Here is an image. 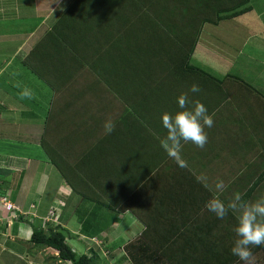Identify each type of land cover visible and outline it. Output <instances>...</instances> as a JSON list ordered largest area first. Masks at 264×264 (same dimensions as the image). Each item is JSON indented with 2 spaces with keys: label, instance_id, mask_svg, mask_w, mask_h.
<instances>
[{
  "label": "crops",
  "instance_id": "1",
  "mask_svg": "<svg viewBox=\"0 0 264 264\" xmlns=\"http://www.w3.org/2000/svg\"><path fill=\"white\" fill-rule=\"evenodd\" d=\"M17 1L21 5L15 9V16L12 18L16 22L27 23L34 27H26V33H20L19 36L0 34V95L6 96L4 102L3 99L0 100V184L3 192H7L21 215L17 221L9 220L8 229L0 230V264H21L19 262L21 255L29 258V262L34 261L35 264H40V260L47 264L48 259L52 260L48 261V264L64 262L71 264L69 261H61L54 249L38 247L31 243L29 239L34 227L42 228L43 231L45 228L59 230L76 253L93 255L95 261L105 259L107 264H241L239 259L231 254L236 238L235 214L230 212L225 219L221 220L214 213L209 212L205 205L213 197H219L225 202L235 193H241L244 197L252 184L253 189L247 199L255 200L264 196V175L262 174L264 169V95L254 87L252 81L248 82L233 74L237 77V82H230L227 76L231 74L227 73V70L222 73L213 72L215 67H222L221 63H227V61L222 60L221 55L219 61L204 58L205 50L198 56L197 46L205 43V41L202 42L203 38L199 37L190 63L220 81L223 80L225 85H213L201 75H193L189 78L190 81L185 78L184 87L179 86V80L173 81L174 105L169 111L164 112L174 114L179 111L177 97L187 91L193 83L199 84L201 92L195 94L193 99L206 105L209 114L213 115L214 126L205 129L208 142L203 149L192 143L183 145L182 151L199 156L196 163L191 162L193 170L188 168L189 178L185 180L186 177L179 174L180 168L177 164H165L160 168L162 176H173L175 179L157 178L144 183L142 182L144 178L137 179L144 176V166L139 159H128L126 155H122L119 163L122 162L123 168H127L126 173L130 171L122 182L115 174L116 170L113 171L111 162L102 164L103 170L100 171V179H97V165L95 161H91L90 167L86 168L89 176L92 177L91 189L82 188L83 192L90 196L89 199H85L81 193H75L72 190L67 182L68 179L61 175L59 169L39 145L40 124L38 125L37 121H43V113L48 111L52 98L45 102L44 107L38 104L34 96L22 99V91L19 95L14 93L15 95L7 98V94L18 87L21 90L23 88V91L28 90L27 86H23L16 77L15 70H10L12 73L7 72L11 61L17 60L18 65L27 67L22 63L24 57L45 34V30L59 17L60 12L56 15L53 12L68 0ZM249 6L250 10L247 12L251 11L250 14L253 17H246L250 22L246 26L239 22V19H243L240 15L244 13L225 19L226 22L224 19L219 22L229 27L231 20L233 22L237 20L239 25L246 29L241 30L243 37L248 39L252 35L259 37L255 53H264V28L254 25L253 19L256 18L258 21L260 13H256L252 5ZM1 12L4 15H0V20L5 25L8 22L6 17L9 15L4 12V9ZM207 24L211 23H205L203 27L206 28ZM259 40L263 42L262 45ZM206 48L212 52L209 43ZM247 57L253 58V56ZM203 63L210 70L205 69ZM16 67L18 71L21 68ZM5 74H8L9 78H5ZM244 105L247 107L244 108ZM28 108L34 110L28 111ZM28 115L32 126L28 123ZM159 116H157V122L161 125V130L166 132ZM146 124L148 126V123ZM147 126L139 124L137 129L149 132ZM75 130L78 131V129ZM152 131L155 136L152 139L154 141L158 134L150 129V132ZM62 132L57 133L62 135L61 138L66 131ZM16 136L19 138L15 139ZM73 136L75 135L72 133L71 137ZM95 137L94 132L91 138ZM160 140L159 143L155 141L156 145H161ZM93 146V144L86 146V150ZM146 148L143 150L145 155L148 150ZM157 148L161 149L158 146ZM74 160L73 158L69 160L73 163L69 164L68 168L78 172L74 166ZM198 170L200 179L196 180L193 177ZM130 176L135 179L132 180ZM204 176L208 178L207 187L203 182ZM217 178L225 182L226 189L223 193L212 190ZM86 185L88 184L83 187L87 188ZM179 198L181 201L178 202L176 199ZM84 199L89 201L86 205L89 211L97 207V210H106L109 211L108 214H113L109 216L114 218L112 229L108 227L101 236L95 234L96 231H83L89 222L83 224L85 216L78 215L74 207L80 200L83 203ZM120 206L126 209L120 211ZM96 237L105 242L104 246L108 253L107 255L103 253L105 257L98 254L99 245ZM32 248L34 251L30 253ZM37 248L40 250L38 251ZM46 249L50 251L49 258H41V254H44L43 250ZM252 250L254 264H264V245L254 247Z\"/></svg>",
  "mask_w": 264,
  "mask_h": 264
},
{
  "label": "trees",
  "instance_id": "2",
  "mask_svg": "<svg viewBox=\"0 0 264 264\" xmlns=\"http://www.w3.org/2000/svg\"><path fill=\"white\" fill-rule=\"evenodd\" d=\"M247 2L69 0L61 4L59 17L45 30L22 63L52 87L53 98L39 141L75 193L89 199L83 189H91L92 177L86 169L91 161L97 165V179H100L102 164L111 162L122 182L130 173H126L122 162L119 163L122 155L139 159L144 166V176L137 179L144 178V183L157 178L175 179L162 176L160 170L161 166L176 162L155 143L166 135L157 116L174 105L173 81L179 80V86L184 87L185 78L190 81L193 75H201L213 85H225L223 80L192 65L191 55L205 23L216 24L245 13L250 10ZM33 57L34 62L29 60ZM227 77L237 80L233 75ZM108 117L114 119L116 127L110 135H105L103 124ZM139 124L149 127V132L139 131ZM150 129L159 136L154 141V132ZM59 131H66L63 138L57 135ZM94 132L96 137L91 138ZM72 133L76 137H71ZM90 144L94 146L86 150ZM145 147L147 155L143 153ZM181 154L188 167L177 166L179 174L187 180L188 168L193 170L191 162L196 163L199 156L186 151ZM71 158L75 159L78 172L68 168L73 163L69 162ZM198 175L199 170L193 178L200 179ZM85 184L87 188L83 187ZM252 189L253 184L245 192V200ZM176 200L179 202L181 198ZM125 209L120 206V211ZM2 228L8 229L4 226L0 230ZM29 241L38 247L54 249L60 260L71 264L95 263L93 255L76 253L59 230L49 229L46 233L34 227Z\"/></svg>",
  "mask_w": 264,
  "mask_h": 264
},
{
  "label": "rangeland",
  "instance_id": "3",
  "mask_svg": "<svg viewBox=\"0 0 264 264\" xmlns=\"http://www.w3.org/2000/svg\"><path fill=\"white\" fill-rule=\"evenodd\" d=\"M34 1H37V0H32V2H34ZM38 2H39V0H38ZM70 2H71V0H70ZM66 3H69V0ZM20 5H21V3L18 2L17 0H0V7H2L1 10L4 9V12L10 16V17L9 16L6 17V21H8V22H6L5 25H3L2 24L3 21L0 20V34L19 36L20 33H26V30H25L26 27L27 28L34 27L33 25H29L27 23L24 24V23H19L18 21L16 22V20L12 18L15 16V12H16L15 9H18L20 7ZM247 5H252L254 10L256 11V13H260L258 21L256 20V18H253L255 20L254 25H256V26L259 25V28H261V29L264 28V0H248ZM14 6H17V7L14 8ZM1 10H0V12H1ZM19 12H20V10H19ZM59 12H61V7H59L57 9V11L53 12V13H54V15H56ZM250 13H251V11L240 15L241 18H243V19H239V22L241 25L246 26L247 23H250L248 21V19L246 18L247 16L253 17V15ZM0 15H4V14L1 12ZM226 21L227 20H225L224 22H226ZM231 22L232 23H230L229 27L226 26L223 22H221V24H220V22L217 24H207L208 26H206V28L202 27L200 37L203 38L202 42L205 41V43L201 44V45L199 44L197 46L196 54L199 56L200 53L203 50H205L204 51L205 56H203V57L204 58L208 57L211 60L217 59L215 61H219V58H220L219 56L221 55L222 60H226L227 63H221L222 67H218V68L215 67L213 69V72L222 73L225 70H227V73H229L231 75L234 74L236 76L244 78L248 82L252 81L254 87L256 89H258L264 95V63H262V62H264V53L263 52L255 53L256 52L255 48H257L256 42L259 39V37H257L256 35H252L251 37H249V39L246 37H243V33H241L242 32L241 30H246V29L242 28V26L239 25L237 20H235V22H233L231 20ZM261 23H263V24H261ZM251 24H253V22ZM245 36H247V34H245ZM259 41H260V45H262L263 42L261 40H259ZM207 43H209V45L212 47V52H210V49L206 48ZM262 48H259V49H262ZM247 56H251V57L253 56V58H250ZM255 56H256V58H254ZM29 60L34 62V57H33V59L31 58ZM17 63H18L17 60L11 61V64L8 67L7 72L12 73V71H10V70H15L16 71L15 74H17L16 77H18V80L20 81V83L23 86L26 85L28 88V91L31 92L32 96L37 98L36 101H38V104L40 106L43 105V107H44L45 102L49 98H53L52 87L48 83H45L39 77L34 75V73H31V70H29L27 67H21V65H18ZM203 64H204L203 67H206L205 63H203ZM210 64L212 65V63H210ZM16 66L21 67V68H19V71L17 70ZM205 69H207V67ZM207 70H210V69H207ZM4 77L9 78L8 74H5ZM228 80L230 82H233L234 79H228ZM15 90H16V92H15ZM15 90H12L10 93L7 94L8 99L11 96L15 95L14 93H17L19 95V93H21V91L23 92V88L21 90L18 87ZM5 97L6 96H4V95H2V96L0 95V100L2 101V99H3V102H4ZM28 104H30V102H28ZM49 106H50V104H49ZM246 107H247V105H244V108H246ZM32 110H34V109L28 108V111H32ZM46 116H47V112H44L43 117H42L43 121H41V122L37 121L38 125L40 124L39 132H38V139L41 138L42 133L44 131V128L46 125V123H45L46 122V119H45ZM42 118H40V120ZM30 119L31 118L28 115V123H29V125L32 126L33 124L30 122ZM25 124H27V123H25ZM35 127H37V126H35ZM60 132H62V131H60ZM18 138L19 137L16 136L15 139H18ZM39 145H40V142H39ZM75 201H79V200L75 199ZM87 204H89V201L84 199L83 203L80 200V202H77L76 207H74V210L78 211V215H81V216L84 215L85 216L83 218L84 222H86V223H87V221L89 222V224H87L83 228V231H88V230L96 231L97 233H95V234H97L98 236H101V235H103L104 231H107L108 227H110L112 229V227H113L112 223H113L114 218L109 217V216H113V214H108L109 211H106V210H97V207H95L94 210H93V208H91L90 209L91 211H89V208L86 207ZM45 231H46V233H48L49 229L45 228ZM95 239L97 241V244L99 245L98 254H101V256L103 255L105 257V255H107L108 253L106 252V248L104 246L105 245L104 240H101L99 237H96ZM74 248H76V247H74ZM37 249H38V251L40 250V248H37ZM33 251L34 250L32 248V250H30V253H32ZM43 253L44 254H41V256H42L41 258H49V256H50L49 250H47V249L43 250ZM103 253H105V255ZM90 256H92V255H90ZM24 257H25L24 255H21V257H20L21 261H19V262H21V264H35L34 261L29 262L30 259L26 258V257L24 258ZM37 257L39 258L40 256H37ZM40 261H41L40 264H45V262H43V260H40ZM48 261L50 262L52 260L48 259ZM48 261H47V264L49 263ZM105 263H106L105 259H101L100 261H95V264H105ZM63 264H69V263L64 262Z\"/></svg>",
  "mask_w": 264,
  "mask_h": 264
},
{
  "label": "clouds",
  "instance_id": "4",
  "mask_svg": "<svg viewBox=\"0 0 264 264\" xmlns=\"http://www.w3.org/2000/svg\"><path fill=\"white\" fill-rule=\"evenodd\" d=\"M201 92L199 84L193 83L189 89L177 97L179 111L162 114V126L166 135L160 140L161 147L168 157L173 159L180 168H187L188 163L182 157V148L186 143H192L203 149L208 142L206 128L214 126V118L209 114L204 103L193 99ZM30 91L21 93V98H31ZM116 124L112 117H108L104 124V134L110 135ZM207 176L203 177L205 186H208ZM226 185L223 179L217 178L212 190L223 193ZM206 209L214 213L218 219H225L229 213L235 214L237 225L234 228L235 240L231 254L239 259L241 264H254V247L264 245V196L255 200H245L243 194L235 193L225 200L213 197L206 202Z\"/></svg>",
  "mask_w": 264,
  "mask_h": 264
},
{
  "label": "built area",
  "instance_id": "5",
  "mask_svg": "<svg viewBox=\"0 0 264 264\" xmlns=\"http://www.w3.org/2000/svg\"><path fill=\"white\" fill-rule=\"evenodd\" d=\"M20 214L17 212V208L11 202L7 192H3L0 188V228L9 226V220H15ZM11 223V222H10Z\"/></svg>",
  "mask_w": 264,
  "mask_h": 264
}]
</instances>
